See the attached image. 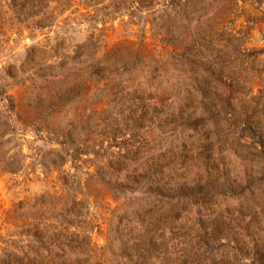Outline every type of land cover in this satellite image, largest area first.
Listing matches in <instances>:
<instances>
[{
    "label": "rangeland",
    "instance_id": "obj_1",
    "mask_svg": "<svg viewBox=\"0 0 264 264\" xmlns=\"http://www.w3.org/2000/svg\"><path fill=\"white\" fill-rule=\"evenodd\" d=\"M0 264H264V0H0Z\"/></svg>",
    "mask_w": 264,
    "mask_h": 264
}]
</instances>
